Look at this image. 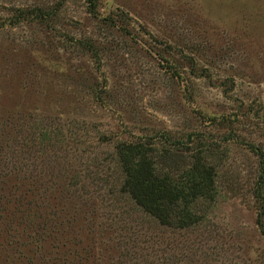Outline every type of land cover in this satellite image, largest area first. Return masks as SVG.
<instances>
[{"label": "rangeland", "instance_id": "374dc122", "mask_svg": "<svg viewBox=\"0 0 264 264\" xmlns=\"http://www.w3.org/2000/svg\"><path fill=\"white\" fill-rule=\"evenodd\" d=\"M91 1L0 0V129L9 121L14 136L12 128L45 117L76 142V161L44 163L87 187L85 206L62 200L56 208L81 211L71 231L77 260L264 264L250 192L259 163L250 148L264 152V0H97L94 13ZM166 130L222 147L215 201L193 232L147 225L111 192L110 141ZM134 226L148 230L137 235ZM9 242L0 220V264L11 263Z\"/></svg>", "mask_w": 264, "mask_h": 264}, {"label": "trees", "instance_id": "16d2710c", "mask_svg": "<svg viewBox=\"0 0 264 264\" xmlns=\"http://www.w3.org/2000/svg\"><path fill=\"white\" fill-rule=\"evenodd\" d=\"M91 3L94 13L97 0ZM35 10L42 13L41 9ZM78 43L99 62L91 43L84 40ZM40 122L34 121L30 127L21 126L19 130L12 128L14 136L7 132L9 121L0 129V156L4 146H9L8 151L11 147L7 163L0 168V220L11 240L8 243L13 255L10 264H83L77 260L76 249L80 242L72 237L75 232H71L82 217L81 211L63 213L56 208L62 200L85 206L89 198L85 193L87 187L71 181L75 177L68 172L75 171L74 168L61 179V174L54 175L44 163L45 158L52 163L69 162L72 158L76 161L77 156L71 151L76 149V142L66 137L67 132L61 125L51 131L45 123L47 118ZM97 139L109 141L103 134ZM61 143L65 147L62 148ZM110 143L116 174L110 185L111 192L128 201L132 211L140 214L141 222L179 234L193 232L202 225L216 198L222 147L195 132L174 137L167 130ZM250 150L259 159L250 192L257 206V225L264 233V152L254 147ZM68 151L71 152L69 159ZM50 207L53 211L45 212ZM63 215L69 216L64 218ZM132 229L137 235H144L148 230L141 226ZM86 248L83 246L82 250ZM87 262L88 259L85 264Z\"/></svg>", "mask_w": 264, "mask_h": 264}]
</instances>
